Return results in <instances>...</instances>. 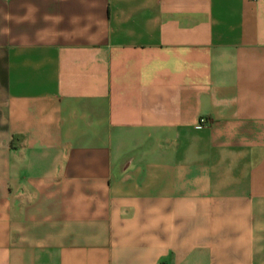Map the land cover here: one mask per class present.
Masks as SVG:
<instances>
[{"label": "crops", "instance_id": "0c3cea01", "mask_svg": "<svg viewBox=\"0 0 264 264\" xmlns=\"http://www.w3.org/2000/svg\"><path fill=\"white\" fill-rule=\"evenodd\" d=\"M0 264H264V0H0Z\"/></svg>", "mask_w": 264, "mask_h": 264}, {"label": "built area", "instance_id": "2783aa9c", "mask_svg": "<svg viewBox=\"0 0 264 264\" xmlns=\"http://www.w3.org/2000/svg\"><path fill=\"white\" fill-rule=\"evenodd\" d=\"M203 120L201 119L200 122H202Z\"/></svg>", "mask_w": 264, "mask_h": 264}]
</instances>
